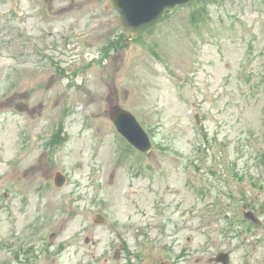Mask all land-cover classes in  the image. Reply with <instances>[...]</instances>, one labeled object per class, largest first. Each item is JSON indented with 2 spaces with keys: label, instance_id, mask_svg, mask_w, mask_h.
<instances>
[{
  "label": "rangeland",
  "instance_id": "obj_1",
  "mask_svg": "<svg viewBox=\"0 0 264 264\" xmlns=\"http://www.w3.org/2000/svg\"><path fill=\"white\" fill-rule=\"evenodd\" d=\"M51 2L0 0V264H264V0H197L134 40L110 0Z\"/></svg>",
  "mask_w": 264,
  "mask_h": 264
},
{
  "label": "water",
  "instance_id": "obj_2",
  "mask_svg": "<svg viewBox=\"0 0 264 264\" xmlns=\"http://www.w3.org/2000/svg\"><path fill=\"white\" fill-rule=\"evenodd\" d=\"M194 0H111V5L119 13L121 30L128 39H134L151 29L165 14L166 9H172ZM25 103H19L17 109L24 111ZM111 119L117 129L138 149L149 152L152 142L149 134L141 125L132 111L122 107L119 103L111 106ZM65 177L58 173L56 184L62 185ZM246 217L260 223L258 217L252 212H247ZM103 217L98 216V221ZM227 254H221L218 259H224L227 263Z\"/></svg>",
  "mask_w": 264,
  "mask_h": 264
},
{
  "label": "flooded vegetation",
  "instance_id": "obj_3",
  "mask_svg": "<svg viewBox=\"0 0 264 264\" xmlns=\"http://www.w3.org/2000/svg\"><path fill=\"white\" fill-rule=\"evenodd\" d=\"M44 4H45V7L42 8V14H43L42 16H46V14H51L52 12L57 13V12L65 11L62 9L67 7L65 6L62 8L54 9L55 5L51 2V0H44Z\"/></svg>",
  "mask_w": 264,
  "mask_h": 264
}]
</instances>
